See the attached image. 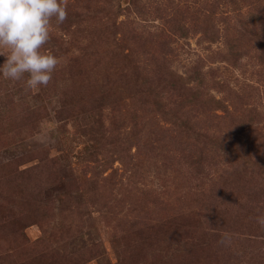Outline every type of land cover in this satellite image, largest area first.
Wrapping results in <instances>:
<instances>
[{"label":"rangeland","instance_id":"1","mask_svg":"<svg viewBox=\"0 0 264 264\" xmlns=\"http://www.w3.org/2000/svg\"><path fill=\"white\" fill-rule=\"evenodd\" d=\"M67 13L0 73V264H264V0Z\"/></svg>","mask_w":264,"mask_h":264},{"label":"clouds","instance_id":"2","mask_svg":"<svg viewBox=\"0 0 264 264\" xmlns=\"http://www.w3.org/2000/svg\"><path fill=\"white\" fill-rule=\"evenodd\" d=\"M68 17L67 0H0V56L6 57L0 73L12 81L27 74L26 87L47 86L59 59L44 46L50 41L51 22L62 24ZM264 228V215L256 217ZM221 243H230L224 233Z\"/></svg>","mask_w":264,"mask_h":264}]
</instances>
